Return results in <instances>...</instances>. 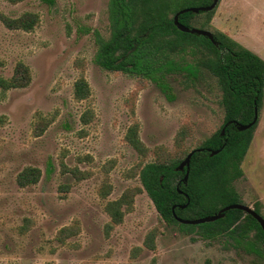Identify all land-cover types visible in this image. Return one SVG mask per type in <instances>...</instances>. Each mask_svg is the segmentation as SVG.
<instances>
[{
  "label": "rangeland",
  "instance_id": "374dc122",
  "mask_svg": "<svg viewBox=\"0 0 264 264\" xmlns=\"http://www.w3.org/2000/svg\"><path fill=\"white\" fill-rule=\"evenodd\" d=\"M108 2L0 0V16L38 17L29 32L0 20V77H11L18 63L31 77L23 89L0 90V264H264L254 232L250 242L206 239L200 225L165 223L142 190L145 164L184 158L220 130L222 93L203 68L195 77L167 75L169 94L100 68L95 33L109 35ZM214 16L215 29L264 60V0H220ZM79 79L90 91L84 100L74 97ZM132 127L145 156L126 140ZM28 167L40 179L21 188L16 178ZM241 168L235 204H257L264 219V89ZM127 190L135 191L131 210L112 226L105 207ZM151 233L154 250L145 248Z\"/></svg>",
  "mask_w": 264,
  "mask_h": 264
},
{
  "label": "trees",
  "instance_id": "16d2710c",
  "mask_svg": "<svg viewBox=\"0 0 264 264\" xmlns=\"http://www.w3.org/2000/svg\"><path fill=\"white\" fill-rule=\"evenodd\" d=\"M20 1L22 0H11L13 3ZM211 1L109 0V35L104 38L95 33L98 45L95 63L110 72H121L130 77L149 80L165 94H169L165 83L167 75L181 71L195 77L198 69L203 68L216 79L221 90L222 98L219 103L224 112L223 120L241 125L249 124L254 116L255 105L259 112L263 99L264 60L212 26L218 4L210 12H188L178 17V22L187 28L204 26V30L213 34L217 46L205 37L180 32L173 23V17L180 10L208 6ZM0 20L9 30L29 32L37 24L38 17L25 13L18 19L0 16ZM189 54L196 56L194 63L183 64L182 60H176L178 56ZM30 81L28 68L18 63L11 77H0V90L6 92L23 89ZM89 94L87 82L84 79L77 80L74 97L84 100ZM255 125L245 131L227 126L223 137L221 126L219 131L192 150L194 153L189 162L185 184L182 182L185 170L178 172L175 168L190 152L184 158L147 163L139 170L142 190L165 223L193 229L196 226L179 224L171 208L175 207L177 217L193 220L214 215L221 208L237 202L240 196L233 183L243 176L241 164L249 149ZM126 140L139 155L145 156L146 150L137 138L136 127L129 129ZM207 149L219 152L210 156ZM40 175L39 169L28 167L18 174L16 182L19 187L26 188L36 185ZM134 196V190H127L119 199L106 205L105 211L112 226L122 223L125 213L131 210ZM183 205H186L185 208L178 209ZM254 211L260 215L257 204ZM198 228L205 230L202 236L206 239L227 235L237 236V242L249 241V236L254 232L264 248V234L259 224L239 210H229L224 213L223 218L201 224ZM154 239L155 235L151 233L145 244L146 249H155ZM247 244L251 250L255 249L251 243ZM256 253L259 254L257 251Z\"/></svg>",
  "mask_w": 264,
  "mask_h": 264
},
{
  "label": "water",
  "instance_id": "95a60500",
  "mask_svg": "<svg viewBox=\"0 0 264 264\" xmlns=\"http://www.w3.org/2000/svg\"><path fill=\"white\" fill-rule=\"evenodd\" d=\"M220 0H212L211 3L208 6H204V7H189L186 9H182L180 10L178 13L175 14V16L173 17V23L174 26L182 33H189V34H193L196 36H202L205 37L207 39H209L214 45L217 46V42L213 36V34L209 31L206 30H201V29H195V28H187L184 25L180 24L178 22V17L184 13H193V14H199V13H206V12H210L212 10L215 9V7L217 6V4L219 3ZM257 118H258V111H257V107L255 105L254 107V116L252 121L247 124V125H241L237 122H230L233 123L234 127L238 130V131H245L250 129L256 122H257ZM229 124V123H228ZM224 134V128L221 131V135ZM207 151L209 152L210 156H214L216 154H218L219 150L216 151H211L210 149H207ZM193 151L190 152L185 159L175 168L176 171L178 172H182L185 170V174L184 177L182 179V182L185 184L187 179H188V173H189V162L191 159V156L193 155ZM179 193H181L179 191ZM185 197L187 198V196L185 195ZM188 202V200H187ZM186 205L183 206H179L178 209H183L185 208ZM172 213L174 218L176 219V221L179 224H183V225H193V226H198L201 224H205V223H212L215 222L221 218H223L224 213L229 211V210H239L244 212L245 214H248L249 216H251L260 226L261 230L264 233V219L257 214L253 209H251L250 207L246 206V205H240V204H230L227 205L223 208H221L216 214L214 215H210V216H204L201 217L199 219H193V220H186V219H181L178 218L175 213V207L171 208Z\"/></svg>",
  "mask_w": 264,
  "mask_h": 264
},
{
  "label": "flooded vegetation",
  "instance_id": "af4514ba",
  "mask_svg": "<svg viewBox=\"0 0 264 264\" xmlns=\"http://www.w3.org/2000/svg\"><path fill=\"white\" fill-rule=\"evenodd\" d=\"M220 2V1H219ZM218 30V29H217ZM218 31H220V30H218ZM220 32H222V31H220ZM223 33V32H222ZM225 34V33H224ZM227 35V34H226ZM228 36V35H227ZM229 37V36H228ZM231 38V37H230ZM232 39V38H231ZM247 49V48H246ZM230 122H234V121H224L223 120V123H222V129L224 128V134L223 135H221V137H223L224 135H225V130H226V128H227V126H229V127H231V128H234V125H233V123H230ZM229 123V124H228ZM257 123V122H256ZM255 123V124H256ZM254 124V125H255ZM254 210V209H253ZM258 214V213H257ZM263 232V231H262ZM264 234V233H263Z\"/></svg>",
  "mask_w": 264,
  "mask_h": 264
},
{
  "label": "crops",
  "instance_id": "0c3cea01",
  "mask_svg": "<svg viewBox=\"0 0 264 264\" xmlns=\"http://www.w3.org/2000/svg\"><path fill=\"white\" fill-rule=\"evenodd\" d=\"M222 1V0H221ZM215 20H216V17L214 16L213 17V19H212V22H211V24H212V26L213 27H215ZM218 30H219V28H218ZM223 33H225V34H227L228 35V32L225 30V29H223V30H221ZM229 36V35H228ZM231 36V35H230ZM229 36V37H230ZM232 37V36H231Z\"/></svg>",
  "mask_w": 264,
  "mask_h": 264
}]
</instances>
